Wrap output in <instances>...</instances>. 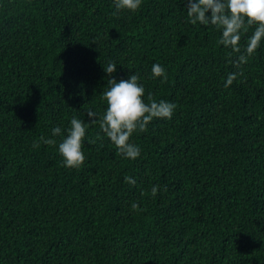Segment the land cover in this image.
<instances>
[{
  "label": "trees",
  "instance_id": "1",
  "mask_svg": "<svg viewBox=\"0 0 264 264\" xmlns=\"http://www.w3.org/2000/svg\"><path fill=\"white\" fill-rule=\"evenodd\" d=\"M114 12L113 0H0V264H264V43L237 63L184 0ZM110 59L117 80L134 71L145 98L176 105L133 133L135 159L89 122ZM73 115L94 142L65 167L59 136L33 144Z\"/></svg>",
  "mask_w": 264,
  "mask_h": 264
},
{
  "label": "clouds",
  "instance_id": "2",
  "mask_svg": "<svg viewBox=\"0 0 264 264\" xmlns=\"http://www.w3.org/2000/svg\"><path fill=\"white\" fill-rule=\"evenodd\" d=\"M142 3L143 0H113L116 12L137 10ZM184 5L189 23L211 24L219 29V44L239 54L237 63L247 62L249 56L264 43V0H184ZM250 25L255 26L254 30L241 45L242 34L248 32ZM117 69L115 60L110 59L103 65L108 76L100 95L106 102V107L102 113L89 109V122H98L101 131L116 146V150L126 158L135 159L140 155L141 148L131 141L133 133L145 130L154 118H171L176 105L169 100L155 99L150 92L145 98V87L139 75L132 71L127 78L117 80L113 75ZM151 74L154 77L165 76L164 66L153 63ZM235 77V72L228 73L224 81L225 87L231 85ZM56 136L60 137L58 151L64 166L79 167L86 159L82 145L88 137V122L73 115L67 127H52L51 136H41L33 147H38L41 142L56 143ZM87 142L94 141L88 137ZM158 190V185L151 188L153 195Z\"/></svg>",
  "mask_w": 264,
  "mask_h": 264
}]
</instances>
